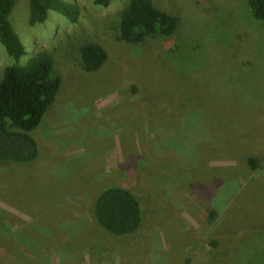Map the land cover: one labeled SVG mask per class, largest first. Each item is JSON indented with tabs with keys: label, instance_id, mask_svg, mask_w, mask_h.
I'll return each mask as SVG.
<instances>
[{
	"label": "rangeland",
	"instance_id": "1",
	"mask_svg": "<svg viewBox=\"0 0 264 264\" xmlns=\"http://www.w3.org/2000/svg\"><path fill=\"white\" fill-rule=\"evenodd\" d=\"M63 1L79 5L76 22L51 10L30 26L16 0L25 54L0 43V79L37 52L61 78L38 156L0 164V264H264V22L246 0H151L176 31L131 44L119 38L129 0ZM86 43L107 54L93 72ZM112 185L139 201L133 233L93 217Z\"/></svg>",
	"mask_w": 264,
	"mask_h": 264
},
{
	"label": "trees",
	"instance_id": "2",
	"mask_svg": "<svg viewBox=\"0 0 264 264\" xmlns=\"http://www.w3.org/2000/svg\"><path fill=\"white\" fill-rule=\"evenodd\" d=\"M16 0H0V43L7 55L18 59L25 48L14 31L9 15ZM111 0H94L106 6ZM252 17L264 22V0H246ZM28 24L46 20L49 11H56L76 22L80 9L77 3L63 0H29ZM177 17L154 7L151 0H129L119 21V38L142 44L155 37H168L177 28ZM82 68L93 72L107 58L106 51L94 43L80 48ZM61 78L52 57L37 52L24 64L4 68L0 79V164L28 163L39 154L34 131L39 127L60 89ZM255 157L248 158L251 168L257 167ZM93 217L107 233L115 236L135 232L141 223V209L136 196L119 185L107 186L96 196ZM215 244V243H214Z\"/></svg>",
	"mask_w": 264,
	"mask_h": 264
}]
</instances>
